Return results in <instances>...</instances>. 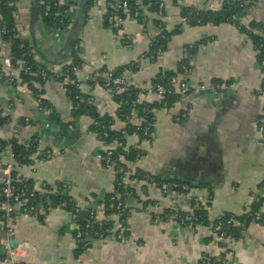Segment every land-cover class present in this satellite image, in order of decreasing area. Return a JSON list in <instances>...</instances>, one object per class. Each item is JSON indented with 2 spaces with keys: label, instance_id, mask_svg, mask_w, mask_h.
<instances>
[{
  "label": "crops",
  "instance_id": "obj_1",
  "mask_svg": "<svg viewBox=\"0 0 264 264\" xmlns=\"http://www.w3.org/2000/svg\"><path fill=\"white\" fill-rule=\"evenodd\" d=\"M88 1L84 19L76 25L81 0H75L69 28H74V44H79L78 55L87 75L78 91L99 114L113 117L114 129H123L126 122L118 118L119 104L102 84L104 74L133 64L149 51L161 27H156L154 21H162L166 30L180 25L181 31L168 38L160 56L144 60L135 70H125L124 75L141 89V101L158 100L149 91L151 80L162 68L176 71L181 59L188 56V47H195L188 60L189 72L177 73L173 79L177 92L183 81L189 92L181 95L173 107L154 110L149 139L137 144L134 136L126 138L127 146L137 144L142 150L135 163L137 169L158 177L161 182L185 183L190 190H166L160 185L137 182L125 199L128 240L122 243L112 236L99 238L92 234L96 230L94 224L99 222L90 224L89 211L98 210L104 196L114 190L113 171L95 158L105 143L90 129L94 124L90 116L73 115L74 105L58 78L69 59H63L68 53L62 44L64 40L56 41L51 29L44 25L38 0V16L34 0H13V16L20 35L31 46L34 39L44 55L31 51L33 59L49 72L41 84L42 98L49 111H41L33 97L24 96L16 87L15 92H8L11 86L5 87L0 78V121L4 130L0 139L11 142L16 138L28 145L37 138L41 142L39 151H51L38 162L32 159V154L30 164L15 165L13 171L25 180L32 179L47 197L64 183L65 193L72 198L73 207L69 209L74 214L65 217L63 206H45L44 201L37 204L38 210L34 212L24 213L16 206L13 221L6 225L0 208V264H12L5 262L6 255L1 254V248L11 242L17 247L13 255L22 259V264H200L202 255L222 257L223 242L211 227L183 226L165 214L169 208L188 209L192 199L199 198L213 221L226 213L242 215L253 201L264 199V142L257 127V118L264 107L258 94L264 69L257 58L256 44L247 32H240L232 23L202 26L183 23L181 7L199 6L206 0H162L165 13L160 19L155 12H149L143 25L125 22L123 38L113 36L106 26L102 5L90 7ZM248 2L249 7L242 15L246 29L249 31L254 21L264 27V0ZM0 48L4 56L10 55V42L0 38ZM71 82L72 79H67L65 85ZM209 86L226 88L229 92H220L213 99L198 94ZM46 121L57 125L55 135L46 131ZM134 122L139 124L137 118ZM41 131L42 137L35 134ZM8 161L7 151L0 152V186L3 166ZM47 201L50 203V199ZM261 209L264 212V206ZM80 210L87 212L79 215ZM85 221L88 227L82 226ZM244 230L243 236L233 242L228 264H264V223L250 221ZM77 231L82 234L80 238L76 237Z\"/></svg>",
  "mask_w": 264,
  "mask_h": 264
},
{
  "label": "built area",
  "instance_id": "obj_2",
  "mask_svg": "<svg viewBox=\"0 0 264 264\" xmlns=\"http://www.w3.org/2000/svg\"><path fill=\"white\" fill-rule=\"evenodd\" d=\"M231 1H238V0H228L227 2ZM44 5V11L43 16H49L52 15L54 17L58 15H63V19H67V21H72L73 19V6L75 4V0H69L68 2H65L64 0H51V1H44L42 2ZM101 4L102 5V11L104 19L106 20L107 26L109 29L113 32V36L116 38H123V28L125 25V22H136L141 25L145 24L148 19V6L143 4L142 0H96L95 4ZM224 0H206L203 4L197 6V8H192L191 11H189V15L191 13H196L200 9H206V10H217L220 9L223 4ZM53 4V5H52ZM9 5H13L10 3ZM66 6L67 8L63 10L62 13L59 12H53L51 14L52 6ZM186 7V6H185ZM192 7V6H190ZM165 13L164 3H162V0H160L158 4V10L155 12L157 18H161ZM42 18V17H41ZM231 19L233 21H236L238 23V28L242 27L244 23L242 22L243 18L242 16H238L237 14H232ZM183 23L187 24L189 22V19L187 17H182ZM16 26V25H15ZM70 28V23L65 24L64 20L59 19V23L55 27H51V33L54 37V39L58 42H61L65 39L66 35L68 34ZM160 29V28H159ZM251 34H260V30L251 28L249 29ZM11 32L15 33L14 36L11 35ZM18 33V34H17ZM2 35L8 36L9 40H12L10 37H23L20 35V32L18 31L17 27L15 28H9L6 24V21L4 20L1 11H0V38L2 39ZM264 41V33L260 34ZM163 37V35L161 36ZM24 38V37H23ZM30 42V41H29ZM260 46L264 47V43H262ZM73 53H79V44L76 43L72 47ZM72 53V54H73ZM29 56L32 57L31 51L27 53ZM162 54L161 47H158L155 52L153 51H147L146 53L140 55L133 64L129 65L128 71L132 68H138L142 66V63L144 60L153 59L155 56H160ZM71 56L68 59L66 67L60 72L59 79L65 87V82L67 79H72V83H75V87L80 90V87L85 83L87 75L85 68L79 64H74V61ZM262 65H264V61H262ZM182 68L184 70V73L189 72V68L186 64H182ZM161 71L164 73L165 69H161ZM25 76V77H24ZM49 74L46 69L43 68H33L31 64H29L26 60H23L21 58H15L11 53L10 55L4 56L2 54L1 48H0V78L3 79L8 86H13L18 89V91L23 94L24 96L29 95L33 97L34 101L36 102L39 109L43 112H48V106L44 102L42 98V85L43 82H45L48 78ZM40 79V80H39ZM41 80L43 82H41ZM103 84L107 88V90L111 93H119L125 89H131L134 86V84L129 80V78L125 75H117L112 70H108L103 77ZM188 85L186 82H182L180 84V90L178 91L179 94L185 95L188 93ZM149 91L158 97V99H163V97L166 94L172 93L171 89L164 88L161 84L153 85ZM142 92V91H141ZM258 94L261 97V99L264 102V82L260 86L258 90ZM82 99V97L76 96V98ZM137 102H145L141 101L140 98H137ZM150 103V102H148ZM103 115V114H100ZM141 120V119H140ZM96 124L103 130V138L105 139L108 136L107 130L113 128L112 124H104L102 122H96ZM148 124L145 122V125L143 127V133H142V139H147L149 135H151V132L149 130ZM257 127L258 132L262 135L263 142H264V107L263 111L257 118ZM0 133L4 134L3 125L0 121ZM136 139H139L140 136H138L136 133L133 135ZM128 137V136H127ZM126 137V138H127ZM33 138V137H32ZM143 139V140H144ZM34 139L36 142V152L33 153V160L35 159V162H38V160H44L46 156L50 155L51 151L48 150H42L40 149V140ZM7 142V155L9 157L8 163L3 166V182L0 186V208H2L4 212V220L6 225H9L11 221H13L14 217V209L16 206H20L21 210L24 213L28 212H34L38 210V207H36L33 203L34 197L36 194H39L40 197L42 195H45V191L42 189H39L38 184L33 183V188L31 190H26L21 184L25 181L24 178H22L19 175H13V169L15 166V159H14V152L12 150V143L6 140ZM105 145L103 146L102 150L97 152L95 154V158L98 160L100 165H102L105 168H109L113 171L114 175H119V181L118 184H121L122 186L130 185L131 187L136 184L137 182H144L145 184H155L160 185L166 190L168 189H174V190H180L181 192H188L190 190L189 186L185 183L181 182H161L155 180L153 177L150 176V174H144L140 175L137 172V168L135 167V161H127L125 159L124 154L116 153L117 148H122L125 151L127 150V145L125 146L124 143L119 142L117 139H114L110 143L104 142ZM31 144V143H30ZM29 144V145H30ZM137 147V146H136ZM138 148V147H137ZM114 155H116V158H113ZM22 182V183H21ZM63 189V191L66 190V185L64 183L60 184V186H56L55 192L60 191ZM65 196L68 197V202L71 203L70 207H73L72 205V198H70L67 194ZM119 196L116 194H113L109 199H107L106 205L105 199H102V204L96 211H89V220L90 224H93L92 222H99L98 225H102L105 221L111 222V227L105 229L104 231L94 230L92 234H94L96 237L104 238V237H113L119 240L122 243H125L128 240L127 235V225H126V216L128 213V204L126 203L125 199H118ZM191 205L188 209H176V208H169L167 211V216L170 220L175 221L183 226H190V225H198L197 216L195 215V210L200 209V207L203 204V201L199 198L192 199ZM60 206H67L68 203L61 202ZM264 203H262L261 208H263ZM68 207V208H70ZM260 208L259 211L252 212L250 208H247L244 211V214H251L252 218L259 223H264V212ZM157 214L155 215V218H157ZM236 219L231 217L230 219H227L226 221H218V222H212L208 224L209 227L214 231L215 235L218 239H220L223 242V257L221 258H214L209 255H202L200 258V264H228L231 256H232V245L233 242L237 241L238 239H234L233 236L228 234L225 231V228L236 224ZM223 225V227H222ZM245 228H242V233L244 234ZM115 231V233H114ZM82 234L77 231L76 237L80 238ZM17 247H11L8 245L6 247V251L9 255V257H6L4 260L5 262H12V264H22V259L15 258L14 253L16 252Z\"/></svg>",
  "mask_w": 264,
  "mask_h": 264
},
{
  "label": "trees",
  "instance_id": "obj_3",
  "mask_svg": "<svg viewBox=\"0 0 264 264\" xmlns=\"http://www.w3.org/2000/svg\"><path fill=\"white\" fill-rule=\"evenodd\" d=\"M44 1H51V0H38V7H39V12L40 15L42 17V21L44 23V25L47 28H51V27H55L58 25L59 23V19L64 20L65 24L67 23H71L70 21H67V19H63L64 16L63 15H58L56 17L49 15L44 17L43 16V11H44V5L42 2ZM57 1V0H54ZM65 2H68L69 0H64ZM228 0H224V4L220 9L217 10H206V9H200L198 10L196 13H191L190 15L188 14L189 11L192 10V8H197V6H183L181 7V16L182 17H187V19H189V22L187 23L188 26H202V25H206V24H212V25H217V24H221V23H232L234 24L237 28H238V23L236 21H233L231 19V15L232 14H237L238 16H242L243 14H245V11L247 10L248 6V1L249 0H238V1H231V2H227ZM13 0H0V11L1 14L4 18V20L6 21L7 26L11 29V28H15V20H14V16H13V12L15 11V8L13 5H9L10 3H12ZM96 2V0H89L88 1V5L91 7L92 5H94ZM143 4L148 6V12L152 13V12H156L158 10V4L160 2V0H142ZM53 5V4H52ZM67 7H61V6H52L51 9V14L53 12H59L62 13L64 9H66ZM105 20V19H104ZM105 24L107 26L106 20H105ZM154 24L156 27H159L160 29L159 32L153 37L151 43H150V47H149V51H153L155 52L156 49L158 47H161L162 49V53L163 51H165L166 46H167V42H168V38L173 34V33H180L181 31V26L178 25L176 27H174L172 30H166L162 28L163 22L160 20H155ZM247 27H245V25H243L242 27H239L238 29L240 30V32H247L246 34H248V36L250 37V39L253 41L254 44H256V48L258 50V60L259 62H261L262 65V61H264V47L260 46L262 43H264L263 38L260 34L264 33V27H262L259 23H257L256 21L252 22L250 24V26L248 28H254L257 30H260V34H251L250 31H248L246 29ZM157 30V31H158ZM15 33L11 32V35L14 36ZM18 34V33H17ZM163 35V37H161ZM12 40H9L8 36L2 35V39L6 40L8 42L11 43V54L15 57V58H21L23 60H26L29 64L32 65V67L35 69L37 67L39 68H43L44 67L42 65H40L38 62H36L33 57L29 56L27 53L29 51H32L33 48L29 42V40L27 38H23V37H10ZM189 50V54L188 56L184 57L183 59H181L180 64L178 65V68L176 71L173 70H165V72L163 73L161 70L158 72V74L151 80V84L150 86L152 87L153 85L156 84H161L164 88H168L172 90V93L170 94H166L163 99H158L154 102L148 103V102H137V98L139 97L140 93H141V89L137 88V87H133L131 89H125L119 93H114V100L119 104V108L117 110V116L118 118H120L121 120H123L125 123V126L123 129H108L107 133L108 136L104 139L103 138V130L96 124V122H102L104 124H112L113 123V117L110 116L109 114H105V115H100L98 113V111H95L94 107L92 106V103L88 102L86 97L79 99L78 97L76 98V96L82 97L81 93L78 91V89L75 87V83H67L65 85L66 87V92H67V96L69 98L70 101H72V104L74 105V110H73V115L74 116H78V115H82V114H87L88 116H90L94 122V124H92L90 126V129L93 130L96 134L101 136V139L106 142V143H110L112 142L114 139H117L119 142H122L125 144L126 146V137L127 136H133L135 135V133L140 136L138 139V142H136L137 144H141L142 140V133H143V127L145 125V122L148 124L149 130L150 132L153 131V122H154V118H155V113L154 110L159 108V107H164V108H171L173 107V105L178 102V100L181 99V94H179V92H177V90L175 89L174 85H173V79L174 77H176L177 73H184V70L182 68V64H186L188 68H190V66L188 65V60L189 58H192L191 54L193 53V50H195V47L192 46L191 48L188 47ZM190 55V56H189ZM72 59L74 61V64L79 63L81 64V58L79 57V55L77 53H73L72 54ZM157 56L154 57V59ZM129 67V65H122L119 66L115 69H113L112 71L117 74V75H124L125 70H127ZM263 69H264V65H262ZM107 70V69H105ZM132 70H135V68H132ZM49 74V72H48ZM25 77V76H24ZM40 80V79H39ZM41 82H43L41 80ZM264 82V80H263ZM214 83H217V81H215ZM103 84V83H102ZM263 84V83H262ZM261 84V85H262ZM191 91V90H190ZM189 92V90H188ZM135 118H137L139 124H136ZM141 119V120H140ZM113 125V124H112ZM150 138V135L148 136L147 139ZM12 143V150L14 152V159H15V165L16 167H21L24 165H28L32 162L31 156L34 152H36V143L33 142L32 144H28V145H23L22 143H20L16 138H13V140L11 141ZM136 144V145H137ZM135 146H127V150L125 151L122 148H117V152L118 155L119 154H124L125 155V159L127 161H135L136 159L138 160L141 156H142V150L140 148H137ZM7 147V142L0 139V152H3L6 150ZM117 156L114 155L113 158H116ZM137 172L142 176L144 174H148L146 172H143L139 169H137ZM16 171H13V175H16ZM151 177H153L155 180L160 181V179L154 175H150ZM115 180H114V190L108 194H106L104 196L103 199L106 200L105 204L108 206L110 204H107V199H109L113 194H116L119 196L118 199H127V197L129 196V194H131L133 192V187H131L130 185L127 186H122L121 184H118L117 182L119 181V175H115ZM33 180L32 179H27L25 180L21 185L26 189V190H31L33 188ZM65 191H63V189H61L60 191H56L53 194H50L48 197L46 195H42L40 197L39 194H36V196L33 198L34 201V205L37 206V204H39L40 202H44L46 203L45 206H50V207H58L60 206L61 202H66L68 203V207L71 206V203L68 202V197L65 196ZM47 199H50V203L47 201ZM262 203H264V199L263 198H259L255 201H253L250 210L252 212H256L259 211ZM2 215V211L0 209V216ZM195 215L198 217L197 218V223L198 224H203V225H208L212 222H218V221H226L227 219H230L231 217H233L234 219H236V224L231 225L227 228H225V231L230 234L231 236H233L234 239H240L243 236L242 233V228H245L246 225H248V223L250 221H253L254 219L252 218L251 214H242L239 216L233 215L231 213H226L223 216L219 217L216 220H210V217L208 215L207 212V208L205 204H202V206L200 207V209H196L195 210ZM127 218V216H126ZM88 221H85L83 223L82 226H86L88 227ZM95 229L99 230V231H104L105 229L111 227V222L110 221H105L101 226L98 225L97 223L94 224ZM223 227V225H222ZM223 257V255H222ZM221 258V257H219Z\"/></svg>",
  "mask_w": 264,
  "mask_h": 264
},
{
  "label": "water",
  "instance_id": "obj_4",
  "mask_svg": "<svg viewBox=\"0 0 264 264\" xmlns=\"http://www.w3.org/2000/svg\"><path fill=\"white\" fill-rule=\"evenodd\" d=\"M87 0H81V5H80V9H79V12H78V16H77V21H76V25H80L84 19V16L86 14V9H87ZM36 6H37V3H36V0H34V10H35V14L36 16H38V12L36 11ZM73 30L74 28H71L69 31H68V34L66 35L64 41H63V46L65 49L68 50V53H67V56L63 57V59H66V58H70L72 56V47H73V44L75 42V33H73ZM32 46H33V49L41 54L42 56H44L38 49L36 43L34 42V39L32 40ZM2 84L7 87V83L3 80L2 81ZM7 91L10 92V93H13L15 92V88L13 86L9 87V89L7 88ZM220 92H229L226 88H220V87H204L203 89H201L200 91H198V94L199 95H202V94H206L209 96L210 99H213V98H216L218 97V94H220ZM46 123L49 125H44V127L46 128V131L49 132L50 135H55L54 134V129L57 127V125L51 123L50 121H46ZM36 135H38L39 137H42L43 136V131L41 132H37L35 133ZM57 138H60V137H57ZM95 206L92 208V206H90V209H94ZM64 211H65V217H68L69 216V213L71 214H74V211L73 210H70L67 206H65L64 208ZM87 212V210H80L79 211V215H84L85 213ZM67 220V218H66ZM16 242V241H15ZM16 245V243H13L11 242L10 246L11 247H14ZM1 254H5L6 257H9L7 251H6V248H1Z\"/></svg>",
  "mask_w": 264,
  "mask_h": 264
}]
</instances>
